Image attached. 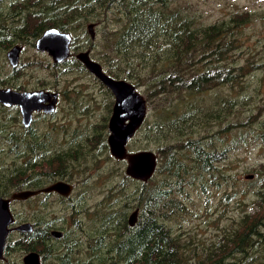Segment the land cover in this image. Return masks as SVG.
<instances>
[{"label": "rangeland", "instance_id": "rangeland-1", "mask_svg": "<svg viewBox=\"0 0 264 264\" xmlns=\"http://www.w3.org/2000/svg\"><path fill=\"white\" fill-rule=\"evenodd\" d=\"M79 3L104 20L88 21L83 30L75 25L74 46L86 45L80 50L105 61L99 62L105 70L113 60L120 77L145 98L146 115L127 153L151 151L155 170L147 180L134 178L126 173L127 160L112 155L108 120L114 96L87 71L59 76L60 88L80 94L78 106L60 107L29 128L14 123L15 106H0V192L13 188L7 180L14 175L21 180L30 173L34 184L61 179L71 185L67 197L42 190L11 199L14 221L0 264H24L30 251L39 253L40 264H264L260 238L220 256L237 242L242 220L264 209V0H118L106 11L92 0ZM31 10L29 0H0V40L7 38L2 42L28 26L20 32L25 41L19 74L0 52V82L11 89L52 90L51 58L31 44L37 24ZM172 14L178 16L169 20ZM182 22L192 30L211 26L213 45L224 51L218 65L242 73L220 81L215 67L200 59L203 48L181 33ZM194 71L204 75L196 86L169 78L176 72L189 79ZM30 138L41 148L26 147ZM34 218L49 220L62 237H46L43 226H32ZM24 222L31 229L17 230ZM141 233L139 245L126 250L127 240Z\"/></svg>", "mask_w": 264, "mask_h": 264}, {"label": "water", "instance_id": "water-1", "mask_svg": "<svg viewBox=\"0 0 264 264\" xmlns=\"http://www.w3.org/2000/svg\"><path fill=\"white\" fill-rule=\"evenodd\" d=\"M93 24L88 25L91 35ZM70 34L56 27L44 30L36 41V48L47 51L55 61H62L69 55ZM20 47L14 46L7 51V57L12 66L17 64ZM77 58L96 78L108 87L114 96L112 112L108 120V143L112 155L120 160L126 159V173L134 178L147 180L155 170V155L151 151L141 150L132 154L127 153V142L140 128L146 115V100L139 93L135 85L123 79L109 75L99 61L90 57L88 50L77 54ZM55 93L39 90H14L9 87H0V102L6 105L18 104L24 116L25 124L31 121V114L39 110V105L46 103ZM55 100H53L54 103ZM46 192L58 191L64 195L71 192V185L57 181L45 187ZM40 190L22 189L11 194V198L0 197V258L2 257L7 236L11 230L10 224L14 221L10 210L11 199H23L37 194ZM137 210L129 217V225L133 226ZM17 230L28 231L31 226L22 223L16 226ZM59 235L58 233H54ZM24 264H40L39 253L30 251L23 257Z\"/></svg>", "mask_w": 264, "mask_h": 264}, {"label": "trees", "instance_id": "trees-1", "mask_svg": "<svg viewBox=\"0 0 264 264\" xmlns=\"http://www.w3.org/2000/svg\"><path fill=\"white\" fill-rule=\"evenodd\" d=\"M29 1H30L31 9H32L30 16L32 18H36V23H37L34 29L32 30L33 37L39 35L48 26H54L60 29H71L73 28L74 25H78V27H80L84 25L85 22H88V21H96V19L104 20V17H102L100 13H93L86 6H84L83 9L80 8L79 0H29ZM92 1L100 5L102 9L106 11V10H109L110 6L116 3L118 0H92ZM120 1L124 5L126 0H120ZM139 1L142 2L144 0H139ZM151 1H155V2L161 1L165 3L167 0H151ZM61 8H70V9H74V11L71 13L68 11L61 13ZM79 12H82L83 15L81 16ZM177 16H178L177 14H172L171 16H168V18L170 20V19H174ZM58 17H62L63 20H65V22H62V20H57ZM120 21H122V17H120ZM181 27H182L181 33L185 34L188 37V40L190 39L192 41L197 42L203 48L204 51L201 49L202 57L200 59H203V58L206 59L208 62H210L215 67L216 75L218 76L220 81L224 83L231 82L234 79H236L240 73H242V70L239 68L233 70V69H227L225 67H222L221 65H218V62L222 60L221 57L223 56L224 51L217 49V47L215 48V46L213 45V41L216 40L217 34L212 33L211 26H208L206 28L201 27L199 28V30H192L191 28H188L189 26H186L185 23L182 22ZM23 30H28V26L23 27L22 31ZM129 35H131L130 31L124 34L122 38V43L125 37ZM2 41L3 40H0V52L1 53L6 49V47H8V43H9V41H6V42H2ZM114 45L117 48L120 47L121 41L117 39L114 42ZM92 48L93 46L91 47V49ZM168 52L169 54L171 53L170 51ZM96 60L101 63L102 62L106 63L105 61H102L98 58ZM108 61L111 63L109 64V68L105 71L111 76L120 77V72L115 66L116 63L111 59H109ZM202 73H204V75L206 76L203 70H202ZM202 73L198 71H194L192 75L189 77V79H186V78L183 79L176 72L175 73L172 72L169 78L172 82H176L177 84L183 83L184 85L190 87L192 85L196 86L204 78V75ZM103 127L105 128L106 125H104ZM25 144H26V147H28L30 150L33 149V143H25ZM39 145H42V144H39ZM17 176L14 175V177L7 180L10 184H12V187H13L12 189H22L25 186H27V188H35L36 186H38V184L33 183V180L36 178V176L33 175L32 173L21 176V180H18ZM28 177L31 179H27ZM144 190H146L145 186H144ZM136 191H137V188H136ZM0 193H9V192H7V189H6V190L1 191ZM161 194L162 192L159 193L158 195H161ZM163 196L165 195L162 194V197ZM139 197L140 199L144 198L142 194ZM155 205L158 209L159 203L157 201L153 203L154 208H155ZM41 220L42 219H39V226H43L44 233L46 237H48L49 228L53 224H50V221H48L49 225L45 227L44 222L46 221L44 220L41 221ZM262 226L264 227V209L261 212L259 211L255 212V214L252 216H246L242 220L240 231L237 236V242L229 245L228 247H226V249L222 250L220 252V256H223L226 253H231L235 251L236 249H238L239 246H241L242 248L243 243L247 242L250 239L260 238L264 241V235L260 233V229H263ZM154 228H156L158 231V227L154 226L152 227V230H154ZM140 235L142 236H133L127 240L128 245H126V250H129L130 248L134 249L135 247L139 245L140 242L136 239V237L140 241L144 237L142 233ZM74 239H75V242L78 243L76 236H74ZM49 249L50 247L47 249V251ZM133 253L135 252L133 251ZM149 255L154 256L156 254H149ZM139 256L140 258H144L142 253ZM218 258L219 257L215 258L216 261L218 260ZM81 264H84V263H81Z\"/></svg>", "mask_w": 264, "mask_h": 264}, {"label": "flooded vegetation", "instance_id": "flooded-vegetation-1", "mask_svg": "<svg viewBox=\"0 0 264 264\" xmlns=\"http://www.w3.org/2000/svg\"><path fill=\"white\" fill-rule=\"evenodd\" d=\"M38 21V20H37ZM85 25H86V22L84 25L78 27L79 30H83L85 28ZM75 26V25H74ZM73 26V28L71 29H60L61 31H64V32H67L70 34V37H71V40L69 42V55L67 57H65L62 61H55L50 55V58H51V62H52V71H54L56 73L55 76V84L56 86L52 88V90H49V89H44V88H37V87H34L33 89H14V90H19V91H22V90H39V89H44L46 91H50L51 93H55V97L51 96L49 98L48 101H46V103L42 105H39V110H36L34 111L32 114H31V121L29 122V124H25L24 122V116L22 114V111H21V108L18 104H11V105H6V104H3L0 102V106H15L12 108L11 112H12V115H11V118L14 119V123H18V126L19 127H22L24 126L25 128H29L31 127V124L35 123V121L37 120V118H44L45 116H53V115H56V112L57 110L60 108V107H63V106H67V107H70L72 109H74L75 106H78V100L80 98V94L76 93L74 90H64L63 88H60L59 87V76L60 74L62 73H73L74 71H78V72H84V71H87L89 72L90 74H92L90 71H88L86 69V67L84 66V64L77 58V54L82 52L83 50H80V49H86V45H83V46H78V48L76 46H74V37L72 35L71 32H74L76 30V28ZM35 26H33L32 30L34 29ZM49 27H54V26H48L46 27L45 29L49 28ZM44 29V30H45ZM59 29V28H58ZM31 30V31H32ZM44 30L37 36L33 37L32 34H31V44L35 47L36 50L40 51V52H46L47 54V51H43V50H39L36 48V41L38 38H40L44 32ZM19 31V34L18 35H14V37H12L10 40V43L8 46H10L9 48L6 47V49L2 52L3 54H5L9 64L11 65L8 57H7V51L14 47V46H19L20 47V50H19V54H18V60H17V64L15 66H12V72L13 73H18V68H19V57H20V54H21V47L23 46L24 47V44L23 42L25 41V38L20 36V32L22 31L21 28L18 29ZM92 36L91 33H90V40L92 41ZM22 39V40H21ZM3 40H6V36L3 38ZM92 43V42H91ZM75 50H80V51H75ZM93 59V58H92ZM95 60V59H94ZM93 75V74H92ZM19 76V75H18ZM94 76V75H93ZM14 77V76H13ZM95 77V76H94ZM96 78V77H95ZM116 78H121V77H116ZM98 79V78H96ZM99 80V79H98ZM100 82V80H99ZM6 85L8 84H1L0 82V87H7ZM53 100L54 103H53ZM70 101H72L74 104H71ZM71 119L75 120V117L74 116H71ZM69 119V121L71 120ZM68 121V122H69ZM67 123V122H66ZM65 124V123H64ZM48 128L50 129L51 133L52 134H55L57 129H55L54 127H50L48 126ZM32 130V129H31ZM29 130V131H31ZM28 132V131H27ZM58 142H61V140H57ZM26 143H33V149L34 150H37V149H40L41 148V143H34L32 141V139L30 138L29 140L26 141ZM57 181H62L64 182L63 180L61 179H56L53 183L57 182ZM15 182V180H14ZM65 183V182H64ZM51 185V184H49ZM48 185H38V186H34L35 188H31L32 190H40V192L42 191L41 189H44L45 187H47ZM7 189V188H6ZM5 189V190H6ZM20 189H11L9 191L10 194H12L13 192H16V191H19ZM40 192L37 193V195L41 194ZM54 191H51L50 193H52ZM71 193V192H70ZM69 193V194H70ZM68 195H64V197H67L69 196ZM35 195V196H37ZM0 197H3L5 199H8L7 195L4 194V193H0ZM11 204V203H10ZM49 220H47L46 222H44V225L45 227H47L49 225ZM24 223H28L30 226H31V223L30 222H24ZM22 224V223H21ZM19 225V224H17ZM39 225V218H34V224H32L33 227H37ZM31 226V227H32ZM56 229H54V225H52L50 228H49V231H48V236H53L55 235L54 233H58L59 235H55L56 237H60L61 236V233L59 231H54ZM62 237V236H61ZM60 237V238H61Z\"/></svg>", "mask_w": 264, "mask_h": 264}, {"label": "bare ground", "instance_id": "bare-ground-1", "mask_svg": "<svg viewBox=\"0 0 264 264\" xmlns=\"http://www.w3.org/2000/svg\"><path fill=\"white\" fill-rule=\"evenodd\" d=\"M42 221V220H41ZM42 224V223H41Z\"/></svg>", "mask_w": 264, "mask_h": 264}]
</instances>
